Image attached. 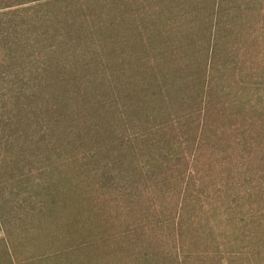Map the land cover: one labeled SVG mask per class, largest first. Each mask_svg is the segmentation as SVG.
<instances>
[{
	"label": "rangeland",
	"instance_id": "1",
	"mask_svg": "<svg viewBox=\"0 0 264 264\" xmlns=\"http://www.w3.org/2000/svg\"><path fill=\"white\" fill-rule=\"evenodd\" d=\"M263 67L264 0H0V264L240 250L264 212Z\"/></svg>",
	"mask_w": 264,
	"mask_h": 264
},
{
	"label": "trees",
	"instance_id": "2",
	"mask_svg": "<svg viewBox=\"0 0 264 264\" xmlns=\"http://www.w3.org/2000/svg\"><path fill=\"white\" fill-rule=\"evenodd\" d=\"M39 36L42 35L39 34ZM57 40L58 39L56 38L55 39L51 38V47H55ZM57 68L61 69V71L57 74L56 77V79L59 80L60 82L64 79V72L62 71L63 66L58 65ZM204 71L206 72V70ZM213 72L214 69H211V77H209L210 74L209 75L204 74L203 82L201 85L202 88H201L200 98H201V105L204 107L200 109V113H203V122L201 127H204L206 124H208V118H211L213 114L214 103L212 101V87H211ZM39 73H44V74L48 73V68H44V70H42ZM252 77L257 78L255 79L256 82H253L251 89L252 92H250L249 89V87L251 86H247L245 88L246 90L245 93L250 96L253 94L254 90L258 92L260 87L264 86V67L262 68L260 74H257L256 76H252ZM19 89L21 91H24V88H22L21 86ZM229 103L231 107L232 105L234 106L235 104L232 100H230ZM256 139H258V137ZM255 222L256 223L249 225L246 238L242 240V243H245L246 245H241L240 250L228 251L224 253V255H219L218 254L219 247L217 248L216 245V246H208V247L204 246V249L202 250L196 249L192 251L191 249L188 248L187 243L183 241L181 246L177 250L179 252L176 254V264H244L245 262L248 263L249 255L254 256V252L256 253L260 248L261 249L263 248L264 250V212L256 219ZM216 249L218 253H216L215 251Z\"/></svg>",
	"mask_w": 264,
	"mask_h": 264
}]
</instances>
